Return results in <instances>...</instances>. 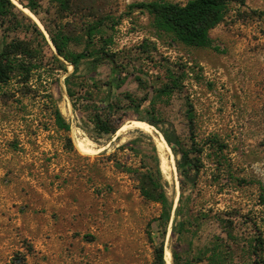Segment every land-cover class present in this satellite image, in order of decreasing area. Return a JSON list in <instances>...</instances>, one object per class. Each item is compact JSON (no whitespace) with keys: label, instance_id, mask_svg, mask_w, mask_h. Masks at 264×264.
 Here are the masks:
<instances>
[{"label":"rangeland","instance_id":"obj_1","mask_svg":"<svg viewBox=\"0 0 264 264\" xmlns=\"http://www.w3.org/2000/svg\"><path fill=\"white\" fill-rule=\"evenodd\" d=\"M12 1L36 22L48 47L46 64L26 83L18 76L0 85V264H153L148 232L155 243L164 242L168 264L172 248L188 264H211L210 252H202L218 238L230 242L232 264H250L248 245L259 234L264 242V0L230 4L209 30L206 46L159 33L145 10L130 6L151 0H67L66 8L58 0H40L38 15ZM95 22L103 30L93 41L111 39L105 50L123 64L117 74L126 76L109 96L118 90L148 96L138 111L115 113L123 123L112 134L98 135L80 109L107 93L112 65L82 63L73 107L63 82L67 73L51 58L56 51L47 32L67 34L69 48L78 51ZM173 80L177 88L156 94ZM50 96L68 131L55 125ZM147 118L157 121L149 132L132 125ZM167 138L178 139L195 164L187 175L177 168L180 155ZM159 142L174 164L172 180L162 173L172 202L165 232L153 221L159 205L141 197L131 172L152 164V144L160 167ZM180 196L177 220L188 209L200 225L177 239L172 223ZM219 213L233 220L236 243L227 239Z\"/></svg>","mask_w":264,"mask_h":264},{"label":"trees","instance_id":"obj_2","mask_svg":"<svg viewBox=\"0 0 264 264\" xmlns=\"http://www.w3.org/2000/svg\"><path fill=\"white\" fill-rule=\"evenodd\" d=\"M23 7L30 10L33 14L38 15V6L40 0H17ZM60 6L67 7V0H58ZM246 0H187L184 3L171 2L166 0H151L147 2H138L131 4L139 10H145L152 17V24L159 33L170 36L179 42L189 46H206L211 43L209 30L223 20L225 13L229 9L230 4L244 5ZM103 24L95 22L86 27V41L81 50L73 51L69 48L70 38L63 32L52 33L48 30L49 39L52 42L56 53L51 52V58L56 63L59 69L66 72L63 79L67 95L71 98L73 107L77 108L75 98V86L79 84L78 70L82 63H89L95 67L101 63L109 62L112 65V73L107 80V93L92 105H85L80 108L87 112L88 120L93 124L98 135L112 134L123 123L119 115H115L122 108L131 111H138L144 101L148 98L147 92L144 96L135 98L132 94L126 91L118 90L109 96L108 92L112 87L120 88L126 80V76L120 77L117 74L119 64L113 52L105 50L106 46L111 42V39H104L103 44L94 42L93 38L96 34L102 32ZM17 31L31 34L34 39H21L16 34ZM14 35L10 36L9 33ZM48 47V41L39 26L20 10L12 0H0V85L9 82L11 79L20 76L22 82L26 83L31 77L33 71L38 68H43L45 53L44 48ZM63 58L66 63L72 66V70L67 72L66 63L59 59ZM138 86L142 84L140 77L135 78ZM177 83L173 80L170 83H164L157 90L156 94H167L177 88ZM123 102L125 104H123ZM51 107V115L55 125L64 130H69V123L65 120L60 109L57 106L56 99L49 97ZM139 120H144L140 116ZM146 121L153 126L157 125V121L153 118H147ZM175 155H180L176 165L180 173L187 175L188 168L191 164L188 159V152L179 148L178 139H166ZM154 154L150 155L152 164L142 166L144 171L138 168L131 169L135 174L138 189L141 197L147 201L157 203L160 207L158 216L153 218L157 226L162 232L168 225L172 202L169 200L166 193L167 181L162 176V171L159 167V160L155 154V147L149 146ZM264 204V196L262 197ZM175 217L172 223V231L176 234L177 239H180L185 233H191L192 227L200 225L194 218L190 216V211L187 209L185 215L177 220L178 216H182V199L179 198ZM226 213L217 215L219 223L225 230L227 239L236 243V236L233 234L234 222L231 218H227ZM148 239L153 249V264H167L164 259V242L155 243L151 233L148 232ZM251 249L254 259L250 264H264V242L261 235H256L253 241L248 245ZM230 242L218 238L210 247L205 248L202 254L210 252L208 261L211 264H232L229 258L231 254ZM173 264H188L189 260H181L179 252L171 249Z\"/></svg>","mask_w":264,"mask_h":264},{"label":"bare ground","instance_id":"obj_3","mask_svg":"<svg viewBox=\"0 0 264 264\" xmlns=\"http://www.w3.org/2000/svg\"><path fill=\"white\" fill-rule=\"evenodd\" d=\"M132 125L136 126L138 128H141V129H143V130H145L147 132L151 131V125L146 123V122H143V121H138V120L132 121ZM78 147L81 150H83V151H86V152L89 151V147H87L85 144L79 143ZM158 149H159L158 152H159L160 161H161V163H160L161 171H162V173H163V175L165 176L166 179L172 180L173 179L172 171L174 169V164L172 163V158L171 157L168 158V161H167V158L165 157V151L168 148H166V146L162 142H159ZM164 259H165V262L167 264L170 263V252L169 251H165Z\"/></svg>","mask_w":264,"mask_h":264},{"label":"water","instance_id":"obj_4","mask_svg":"<svg viewBox=\"0 0 264 264\" xmlns=\"http://www.w3.org/2000/svg\"><path fill=\"white\" fill-rule=\"evenodd\" d=\"M30 12V11H29ZM139 121V120H138Z\"/></svg>","mask_w":264,"mask_h":264}]
</instances>
